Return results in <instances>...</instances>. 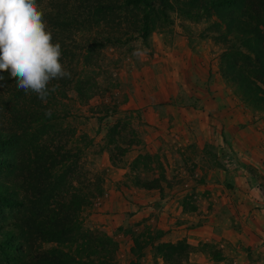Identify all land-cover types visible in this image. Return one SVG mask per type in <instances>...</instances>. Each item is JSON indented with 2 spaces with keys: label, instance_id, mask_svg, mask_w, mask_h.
I'll return each mask as SVG.
<instances>
[{
  "label": "trees",
  "instance_id": "trees-1",
  "mask_svg": "<svg viewBox=\"0 0 264 264\" xmlns=\"http://www.w3.org/2000/svg\"><path fill=\"white\" fill-rule=\"evenodd\" d=\"M75 1V15L58 10L44 14L53 42L61 45V63L71 73L70 79L49 84L58 87L45 103L35 93L18 90L9 71H0V264H118V242L101 229L85 228L80 218L103 196V180L85 171L82 148L73 144L75 132L61 127L63 117L52 108L55 95L65 97L71 89L80 104L89 105L100 87L84 69L97 66V53L105 44H121L135 36L148 43L151 33L169 21L170 11L187 18L215 16L212 32L222 49L218 73L242 106L264 119V0ZM93 26L107 27L113 34L74 38V32ZM74 62L82 64L81 73L71 68ZM49 109L50 118L45 116ZM91 110L99 121L118 111L111 100H102ZM129 127L125 118H119L106 128V152L113 164L137 146L127 140ZM131 134L135 137L133 129ZM205 152L215 165L213 151ZM129 166L134 188L162 194L164 187L174 186L157 155L139 154ZM140 169L151 178L141 177ZM181 208L184 214L200 210L187 198ZM130 237L133 255L139 257L151 246L162 264H186L196 252L214 262L225 261L223 251L213 243L186 238L155 243L159 235L134 233Z\"/></svg>",
  "mask_w": 264,
  "mask_h": 264
},
{
  "label": "rangeland",
  "instance_id": "rangeland-1",
  "mask_svg": "<svg viewBox=\"0 0 264 264\" xmlns=\"http://www.w3.org/2000/svg\"><path fill=\"white\" fill-rule=\"evenodd\" d=\"M36 3L44 14H53L58 10L61 13L71 11L75 15L78 7L75 0H36ZM214 21H216L215 16L208 18L203 15L197 18H187L178 11H170L169 21L164 23L162 28L151 33L148 43L145 44L140 36H135L130 41H123L121 44H105L99 50L97 66L84 69L91 81L100 87L89 105L80 104L73 89L65 91V97L53 94L56 99L53 104L55 107L52 108H55L63 117L59 120L61 127L74 131L76 141L73 144L82 148L83 168L91 177L97 174L103 180V196L85 208L80 218L85 228L101 229L118 242L119 251L116 258L118 264H162V260L151 246L145 248L139 257L133 255L130 251L134 246L130 234H142L144 237L159 235L155 243H175L184 239L180 238L179 230L173 229L174 233H172V230L168 232L166 228L179 226L181 217L177 216V211L174 210L178 203L181 213L184 214L181 202L185 198L200 209L199 213H187L192 217L191 220H187L192 222L191 227L194 228L201 224V218L197 220V217L207 216L214 209H216L215 212L218 211L221 220L226 219L225 214L227 213L224 212L227 209L226 204H222L223 200H221L218 203L220 206L217 203H215V208H212V204L206 206V199H209L206 192L195 190L198 187L196 182L199 178L193 172L197 164L193 161L189 163L190 161L183 158L184 153L181 148L175 149V144L171 142V139H175L172 134L176 132L180 133L183 139L188 137L199 139L206 135V123L200 117H196V123H193L194 121L183 122L184 124L179 126V122L173 121L174 117H172L175 108L171 111L169 106H178V108L198 106L199 99L193 97L190 90L201 89L204 93V90L208 89L202 81L206 75L204 70L212 66L218 70V59L222 50L221 44L212 32ZM120 30L123 29L120 28ZM108 33L113 34L107 27L93 26L91 29L82 28L73 35L75 39L81 41V36L91 37ZM138 43L141 47L148 49L147 55L143 58L132 55ZM71 68L76 74L81 73L83 69L80 62H74ZM170 68V73L174 71L180 82L182 79L185 81L179 85L177 82V99L173 103L151 100L146 92L150 93L155 90L157 80L165 78ZM161 75L163 77H160ZM224 85L229 89L225 82ZM0 94H3L1 87ZM102 100L114 102L118 111L115 115L99 121L91 109ZM237 101L240 103L238 99ZM148 110L153 114H158L160 123L151 125L146 122L144 112ZM252 113L264 129L263 115ZM119 118H125L128 121L130 127L125 132L128 136L127 140L136 141L137 146L113 164L106 152L105 135L107 126ZM131 129L135 137L132 136ZM85 137L87 139H84ZM73 144L70 143L69 146ZM121 145L125 147L124 144ZM187 150L198 156L195 144ZM139 154L157 155L166 166V175L173 181L174 186L164 187L162 194L155 190L147 191L132 187L129 182V165ZM173 158L175 160H172ZM138 173L145 179L151 178L147 171L140 169ZM158 194L161 198H169L165 204L158 205L160 201L154 200ZM137 197L142 199L135 205L133 198ZM176 198L179 200H175L166 209L165 206L170 200ZM121 204L123 207L120 206ZM162 207L166 215L164 216L167 222L164 226L166 230H163L157 223L158 210L159 208L163 210ZM208 243H213L223 251L225 261L214 262L206 254L196 252L190 254L186 264H248V259L250 263L264 264V254H249L246 259L241 260L238 256L240 254L245 256V248L237 249V245L223 244L222 241H209ZM220 244H223L222 248Z\"/></svg>",
  "mask_w": 264,
  "mask_h": 264
},
{
  "label": "crops",
  "instance_id": "crops-1",
  "mask_svg": "<svg viewBox=\"0 0 264 264\" xmlns=\"http://www.w3.org/2000/svg\"><path fill=\"white\" fill-rule=\"evenodd\" d=\"M170 70L171 68L165 74V78L157 80L155 90L146 92L151 100L173 103L177 99V82L179 85L185 81L182 79L180 82L177 74L174 71L170 73ZM204 71L206 75L202 81L208 89H205L204 93L201 89L190 90L193 97L199 99L197 101L199 105L184 108L169 106V109L172 111L175 108L172 117L173 121L179 122V126L184 124L183 122L196 123V117H200L206 123V135L199 139L190 137L183 139L180 133L176 132L172 134L175 139H171V142L175 144V149L181 148L183 158L190 161L189 163L193 161L197 164L196 167L193 166L195 167L193 173L199 178L195 190L206 192L209 198L206 199V206L212 204V208H215V203L223 200L222 204H226L227 208L224 211L227 213L226 219L221 220L218 211L215 212L214 209L207 216L197 217V220L201 218V224L193 228L192 222L187 221L191 220V215L182 214L176 203L177 208L174 211L181 217V222L179 226L166 229L168 232L172 230V233L173 229H177L181 233L180 238L193 242L222 241L223 244L237 245V249L245 248V256L242 254L238 256V259L244 260L249 254H264V129L263 125L256 121L253 113L245 109L224 85L216 68L212 66ZM144 116L148 124L160 123L157 113L153 114L148 110L144 112ZM192 144L196 145L198 156L188 152L187 149L192 148ZM206 149L213 151L215 165L210 162ZM216 163L221 166H217ZM141 199L133 198L135 205L141 202ZM168 199L161 198L158 194L154 200L160 201L158 205H163ZM175 200L179 199L170 200L165 208L171 206ZM120 206L123 207L122 204ZM158 213L157 223L166 230L164 209L159 208ZM223 244H220L221 248ZM248 261V264H254Z\"/></svg>",
  "mask_w": 264,
  "mask_h": 264
},
{
  "label": "clouds",
  "instance_id": "clouds-1",
  "mask_svg": "<svg viewBox=\"0 0 264 264\" xmlns=\"http://www.w3.org/2000/svg\"><path fill=\"white\" fill-rule=\"evenodd\" d=\"M147 52L138 43L132 55L143 58ZM61 57V45L53 42L36 0H0V71L10 72L18 90L46 102L58 87L49 88L53 80L71 78ZM51 115V109L45 112L46 117Z\"/></svg>",
  "mask_w": 264,
  "mask_h": 264
}]
</instances>
